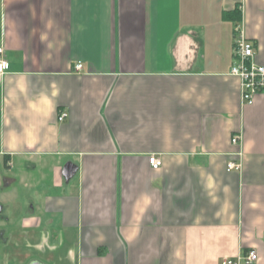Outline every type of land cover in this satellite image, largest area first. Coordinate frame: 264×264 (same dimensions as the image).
Here are the masks:
<instances>
[{"label":"crops","instance_id":"0c3cea01","mask_svg":"<svg viewBox=\"0 0 264 264\" xmlns=\"http://www.w3.org/2000/svg\"><path fill=\"white\" fill-rule=\"evenodd\" d=\"M239 23L264 66V0H0V195L35 174L21 228L60 236L45 264H264V93L243 105L229 75Z\"/></svg>","mask_w":264,"mask_h":264},{"label":"rangeland","instance_id":"374dc122","mask_svg":"<svg viewBox=\"0 0 264 264\" xmlns=\"http://www.w3.org/2000/svg\"><path fill=\"white\" fill-rule=\"evenodd\" d=\"M34 175L32 176V188H27L26 183L21 181L19 173H16L12 178L13 182L10 180L12 182V194H7L5 197L4 195H0V211L8 209L10 206L12 208V218L9 222L0 212V264H32V261H39V263L45 264L46 259L44 255L47 253V250L50 251L51 246L55 245L54 243L57 237L60 241V236H55L52 229L46 228H43L42 231L39 230V234L38 231L35 230L37 233L29 236L30 246H27L24 241L25 237L27 238L28 236L21 228L22 219L25 217L26 211L33 208V205L40 196ZM10 181L8 180L9 183ZM10 221L14 233V241H12L14 251L11 252L13 255L12 257L9 256L10 252L3 249V245L7 243L6 239H8V236H5V231L10 224ZM51 252L56 253L59 252V250L57 251V248H55V250H52Z\"/></svg>","mask_w":264,"mask_h":264},{"label":"built area","instance_id":"2783aa9c","mask_svg":"<svg viewBox=\"0 0 264 264\" xmlns=\"http://www.w3.org/2000/svg\"><path fill=\"white\" fill-rule=\"evenodd\" d=\"M76 71L81 69V65L77 64L74 68ZM8 70V64L4 59V50L0 46V82L5 72ZM229 75L236 78L239 84L240 101L243 105H252L258 94L264 93V66L254 61V48L250 41L244 35L242 24H236L234 27V45L233 60ZM67 114L60 113L57 121L62 122ZM239 136L231 138L232 145H240ZM236 156L239 158L237 162H229L226 164V170L240 172L242 169L241 154L238 152ZM148 164L152 170H159L162 161L157 156L148 157ZM257 260V254L254 250L248 251L243 256H237L234 259L223 258L220 264H254Z\"/></svg>","mask_w":264,"mask_h":264}]
</instances>
